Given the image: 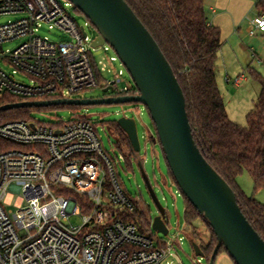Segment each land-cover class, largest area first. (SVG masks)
Masks as SVG:
<instances>
[{
    "label": "built area",
    "instance_id": "obj_1",
    "mask_svg": "<svg viewBox=\"0 0 264 264\" xmlns=\"http://www.w3.org/2000/svg\"><path fill=\"white\" fill-rule=\"evenodd\" d=\"M72 8L68 0H0V17L17 16L0 25V98L78 99L100 86L90 54L97 37L87 32L89 23L77 24ZM43 25L59 31L61 40L39 36ZM257 32L264 33V16L253 21L250 33ZM16 40L22 43L6 51ZM122 77L118 72L104 89L111 88L112 97L139 96L136 87H121ZM9 192L23 200L15 210L4 206ZM137 212L87 116L0 122V264H162L174 247L148 233Z\"/></svg>",
    "mask_w": 264,
    "mask_h": 264
},
{
    "label": "water",
    "instance_id": "obj_2",
    "mask_svg": "<svg viewBox=\"0 0 264 264\" xmlns=\"http://www.w3.org/2000/svg\"><path fill=\"white\" fill-rule=\"evenodd\" d=\"M68 1L98 31L93 47L107 44L113 48L140 95L18 102L0 107V112L52 106L144 105L157 132V136L152 135L151 138L159 142L178 188L217 238L210 264H215L222 247L234 264H264V239L244 215L234 190L198 148L183 89L154 37L125 0ZM110 91L111 88L103 89L104 95ZM117 123L127 134L134 153H140L136 120L123 117ZM139 168L158 210V215L152 218V229L157 234L167 236L170 222L168 212L160 203L142 162H139ZM192 247L196 257L205 258L197 243L193 242Z\"/></svg>",
    "mask_w": 264,
    "mask_h": 264
},
{
    "label": "rangeland",
    "instance_id": "obj_3",
    "mask_svg": "<svg viewBox=\"0 0 264 264\" xmlns=\"http://www.w3.org/2000/svg\"><path fill=\"white\" fill-rule=\"evenodd\" d=\"M59 1L63 2L64 0ZM258 1L204 0L205 10L209 19L211 21L215 19L222 32L223 47L218 59L220 90L230 119L242 127H246L247 116L254 110L261 92L260 84L250 77L249 69L252 68L264 75V33L257 32L251 35L248 30L252 21L258 17V12L255 8ZM213 9L217 13H214ZM70 15L79 26H85L86 23H89V26H87L89 35L93 38L98 36L96 28L90 24L91 22L85 15L78 12V9L72 8ZM16 18V15L2 16L0 17V25ZM38 35L53 41H59L62 37L59 31L50 30L48 25H43ZM21 43V40H16L5 44L4 48L6 51H13ZM106 47L109 48L108 51L105 50ZM90 54L101 77L100 86L87 90L75 96L76 98L101 99L105 97L103 93L104 84L120 71L123 72L121 87H135L132 77L111 46L105 45L94 48L90 45ZM112 57L117 60L111 62ZM240 75H245L246 78L240 85H237L236 80ZM17 80L25 83L30 82L28 78L20 76H17ZM77 115L87 116L91 122L95 123L101 136L104 150L115 164L121 183L138 206L139 211L147 215L149 213L154 218L158 215V210L139 168V162L143 163V168L150 178L155 193L170 217L169 235L165 236L151 232L153 237L157 236L164 242H171L174 247L173 256L162 264H207L205 258L195 257L192 241L193 237L209 241L211 240V232L199 220L194 223L195 227L198 228L195 231L196 234H193L188 228L185 220V198L169 175V169L159 142H154L151 138L152 135L157 136V132L147 108L138 103L93 105L81 109L77 112ZM73 116L74 114L70 110L35 111L32 112L30 119H37L40 122L49 124L60 119L68 121ZM124 116L136 120L141 144L140 153L134 154L131 159L127 157L129 152L125 148L120 147L119 138L109 128L110 123L116 122ZM3 117L0 116V122H4ZM238 183L248 196H254L257 201L264 204V191L255 193L253 179L247 173L238 178ZM137 198L140 199L141 203L137 201ZM22 204V198L13 192H9L4 201L6 209L15 210ZM71 223L75 226H80L81 219L72 217ZM215 264H234V262L227 254L221 253Z\"/></svg>",
    "mask_w": 264,
    "mask_h": 264
},
{
    "label": "trees",
    "instance_id": "obj_4",
    "mask_svg": "<svg viewBox=\"0 0 264 264\" xmlns=\"http://www.w3.org/2000/svg\"><path fill=\"white\" fill-rule=\"evenodd\" d=\"M125 1L154 37L174 70L186 97L187 112L198 148L234 190L244 215L264 239V204L254 196H248L238 183V178L247 173L253 179L255 191H264V75L249 69L250 77L260 84L261 92L254 110L247 116L246 127L235 124L229 117L218 83L222 32L209 22L204 0ZM255 8L258 16H264V0H259ZM78 12L81 13L79 10ZM18 102V99L6 95L0 98V107ZM83 108L85 107L24 108L3 111L0 116H4V122L19 121L29 120L35 111L70 110L77 115ZM109 126L119 138L120 147L129 152L128 158L131 159L135 153L127 134L117 121ZM168 169L177 186L169 166ZM184 198L188 228L196 234L198 228L194 223L199 220L211 232L209 241L198 237H193L192 241L200 246L207 264H210L217 238L195 207L185 196ZM135 217L148 233L153 232L149 213L137 212ZM221 253L228 255L224 247L219 250L217 258Z\"/></svg>",
    "mask_w": 264,
    "mask_h": 264
},
{
    "label": "crops",
    "instance_id": "obj_5",
    "mask_svg": "<svg viewBox=\"0 0 264 264\" xmlns=\"http://www.w3.org/2000/svg\"><path fill=\"white\" fill-rule=\"evenodd\" d=\"M213 12H214V13H217L215 9H213ZM207 16H208V15H207ZM208 20H209V22H210L212 25H214V26H216V27H219V24L216 23V20H215V19H212V21H211V19H209V17H208ZM252 27H253V21H252V23L250 24L248 30L251 31ZM219 28H220V27H219ZM258 33H260V32H258ZM238 78H243V80H244V78H246V77H245V75H240ZM238 78H237V79H238ZM243 80H242V81H243ZM218 83H219V81H218ZM241 83H242V82H241ZM241 83H240V84H241ZM240 84H239V85H240ZM219 87H220V85H219ZM226 108H227V106H226ZM240 187H241V186H240ZM241 188H242V187H241ZM242 189H243V188H242ZM243 190H244V189H243ZM254 191H255V190H254ZM244 192H245V191H244ZM256 192H258V191H255V193H256Z\"/></svg>",
    "mask_w": 264,
    "mask_h": 264
},
{
    "label": "flooded vegetation",
    "instance_id": "obj_6",
    "mask_svg": "<svg viewBox=\"0 0 264 264\" xmlns=\"http://www.w3.org/2000/svg\"><path fill=\"white\" fill-rule=\"evenodd\" d=\"M110 96V94H108V95H105V97H109ZM150 179V178H149ZM150 218H151V220H152V216L150 215ZM152 222V221H151Z\"/></svg>",
    "mask_w": 264,
    "mask_h": 264
}]
</instances>
